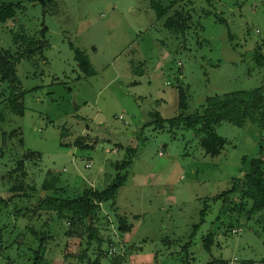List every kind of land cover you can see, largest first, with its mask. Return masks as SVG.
Listing matches in <instances>:
<instances>
[{
  "label": "rangeland",
  "instance_id": "374dc122",
  "mask_svg": "<svg viewBox=\"0 0 264 264\" xmlns=\"http://www.w3.org/2000/svg\"><path fill=\"white\" fill-rule=\"evenodd\" d=\"M151 1L164 7L171 0H0V9L14 6L13 18L0 23V49L13 58L24 55L23 40L34 49L15 64L16 88L0 81V177L37 152L39 160L24 161L26 181L39 187L50 172L73 197L103 190L114 163L129 159L119 147H130L137 154L123 187L100 206L97 226L115 246L109 253L102 245V264H264L258 216L239 213L238 194L215 198L248 168L243 159L257 155L264 133L223 122L215 133L225 144L211 157L197 129L145 126L153 112L163 119L200 114L217 95L258 87L264 95V60L254 55L264 42V0H183L191 16L183 35L163 26L166 15L158 17ZM76 50L95 75L81 72ZM178 89L187 103L182 111ZM13 94L22 95L21 115L6 106ZM81 135L97 139L94 151L70 145ZM7 189L0 186V199ZM25 206L0 204V264H33L39 250L47 251L41 264L95 258L90 251L79 262L84 241L61 237L68 225L56 219L48 221L53 241L41 249L28 229L39 230L47 217H16V207ZM209 231L215 243L207 252Z\"/></svg>",
  "mask_w": 264,
  "mask_h": 264
},
{
  "label": "trees",
  "instance_id": "16d2710c",
  "mask_svg": "<svg viewBox=\"0 0 264 264\" xmlns=\"http://www.w3.org/2000/svg\"><path fill=\"white\" fill-rule=\"evenodd\" d=\"M183 0H171L169 4L162 7L151 1V5L158 17H165L163 26L172 31L176 35H183L187 30V22L191 19L189 14L184 16V10L179 5ZM191 1H188L189 4ZM42 3V2H41ZM14 6L3 5L0 9V23L13 18ZM14 40L18 42L21 40L15 36ZM27 44L24 50V55L19 58H13L8 53L0 49V81L11 84V87L16 88L15 64L22 58L30 57L34 49L30 48L31 43L23 40ZM264 50V42L258 44L255 48L254 55L257 63L264 60V55L261 51ZM75 60L78 63L79 69L85 76L95 75L91 68L89 60L80 51H75ZM177 105L179 110H185L187 107L186 99L182 90L177 91ZM22 95H11L7 98L6 106L18 115L22 114ZM149 120L145 126H154L158 129H164L165 126L169 128H177L183 126L187 129H197L199 133L204 135L201 146L205 153L211 157H216L221 153L225 140L215 133V127L223 122L229 123L238 128L255 129L259 135L264 133V95L263 88L258 87L253 90H238L230 93L217 95L208 98L202 108L200 114L195 116L182 117L178 116L172 119H163L159 113L153 112L148 114ZM63 137V132L61 133ZM97 139H93L88 135H81L76 137L70 144L73 147L82 151H94L97 146ZM61 146H66L64 142ZM126 151L129 159L117 161L113 167L116 171L115 177L103 190L85 189L73 197H67L65 190L57 187L58 177L46 173V178L43 183L36 187L34 184H29L26 181L27 172L24 166V161L39 160L40 154L37 152H27L23 159L18 161L16 166L4 173L0 177V184L3 187L7 184L8 198L0 199V204L7 201H17V203H25V207H16L14 215L16 217L36 218L38 221L42 216H46L45 221L40 224L39 230L34 227L28 229L32 236L40 243V247L50 244L53 241L54 235L51 233V227L48 221L61 220L68 225L67 231L61 235L64 238L78 237L84 241L85 247L80 250L77 255L79 262H84L89 258V252H96L97 255L90 262V264H102V255L110 252L113 246V241L102 233L99 224L98 216L100 213V206L105 203L113 202L119 190L123 187L128 171L131 167V157L136 156V152L130 147H119ZM257 155L250 160L243 159V162L248 164V168L241 171L239 178H236L231 183V188L228 191L216 196V199L222 198L226 202L231 194H238L239 201L236 203L239 213H243L248 219L258 216L256 222L261 226L264 232V143L259 141L256 149ZM134 151V152H133ZM0 185V186H1ZM46 195L41 197L40 194ZM66 196V197H65ZM36 202H33L36 200ZM114 204V203H113ZM111 204V205H113ZM20 206V205H19ZM219 221V220H218ZM118 222L121 224V229L124 232H129L127 222L123 218H119ZM27 229V228H26ZM120 231V230H119ZM215 233L209 231L203 238V248L209 252L215 243ZM108 245V251H102L103 244ZM115 252V251H114ZM47 251L34 252L35 256L33 264H41L45 262V255Z\"/></svg>",
  "mask_w": 264,
  "mask_h": 264
},
{
  "label": "built area",
  "instance_id": "2783aa9c",
  "mask_svg": "<svg viewBox=\"0 0 264 264\" xmlns=\"http://www.w3.org/2000/svg\"><path fill=\"white\" fill-rule=\"evenodd\" d=\"M256 32H257V31H256ZM115 152H116V151H115ZM232 232H233V233H236L237 230H233ZM113 251H115V248H111L109 253H112ZM234 261H236V260H234Z\"/></svg>",
  "mask_w": 264,
  "mask_h": 264
}]
</instances>
